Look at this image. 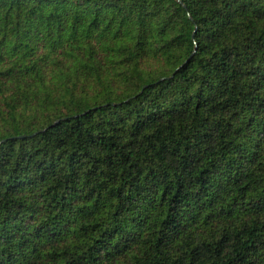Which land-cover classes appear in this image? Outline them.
<instances>
[{
	"label": "trees",
	"instance_id": "1",
	"mask_svg": "<svg viewBox=\"0 0 264 264\" xmlns=\"http://www.w3.org/2000/svg\"><path fill=\"white\" fill-rule=\"evenodd\" d=\"M0 264H264V0H0Z\"/></svg>",
	"mask_w": 264,
	"mask_h": 264
},
{
	"label": "water",
	"instance_id": "2",
	"mask_svg": "<svg viewBox=\"0 0 264 264\" xmlns=\"http://www.w3.org/2000/svg\"><path fill=\"white\" fill-rule=\"evenodd\" d=\"M179 1V0H178ZM181 3V2H180Z\"/></svg>",
	"mask_w": 264,
	"mask_h": 264
}]
</instances>
